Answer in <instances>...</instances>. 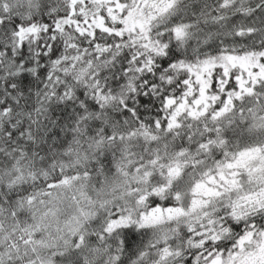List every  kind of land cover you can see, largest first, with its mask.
I'll return each mask as SVG.
<instances>
[{"label":"snow or ice","instance_id":"6c2138e0","mask_svg":"<svg viewBox=\"0 0 264 264\" xmlns=\"http://www.w3.org/2000/svg\"><path fill=\"white\" fill-rule=\"evenodd\" d=\"M0 264H264V0H0Z\"/></svg>","mask_w":264,"mask_h":264}]
</instances>
